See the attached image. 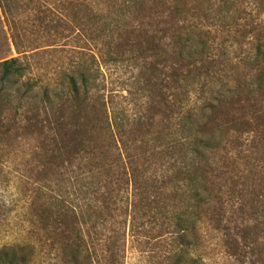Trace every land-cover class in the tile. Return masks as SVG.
Segmentation results:
<instances>
[{
  "label": "rangeland",
  "instance_id": "rangeland-1",
  "mask_svg": "<svg viewBox=\"0 0 264 264\" xmlns=\"http://www.w3.org/2000/svg\"><path fill=\"white\" fill-rule=\"evenodd\" d=\"M7 1L11 4L7 24L0 8V61L17 58L18 65L25 68L21 80L31 79L38 87L47 80L56 81L65 73L79 75L84 72L90 79V91L100 95L109 114L120 113L123 128L117 131L122 133L130 147L133 164L137 162L140 167L138 157L141 158L144 152L153 154L154 158L150 161L156 164L145 170L146 175L150 176L149 184L156 175L162 178L160 173L165 167L179 166L183 161L179 142L182 136L179 117L183 112L190 110L196 115L200 114L204 105L219 95L221 84L226 81L240 86L234 94L239 104L231 105L228 99L223 101V106L211 114V122H229L230 117L240 114V107L245 106L243 113L251 125L246 124L244 131L240 130V144L235 148L221 144L220 149L214 151L212 195L217 196V201L212 200V203L217 213L211 214L208 210L207 216L196 218L186 231L183 248L172 242L170 221L159 214L171 207L170 197L163 190L154 192L152 188L144 190L140 186L134 192L128 184L125 188L121 175H118L114 179V188H106V207L113 202L122 209L130 201L140 204L139 209L131 212L133 220L130 206L129 212L120 210V217H116L117 222L120 221V224L116 223L120 231L123 227L121 221L127 218L125 230L122 228L125 231V251L121 264H174L171 253L174 249L187 250V257L194 258L193 264H264V220L260 216L256 218L250 211L248 217L250 213L252 218L238 213L237 203L242 199L241 195L252 189L258 199L263 193L262 202L257 206L259 210L264 209V139L250 143L258 133H262L256 125L260 122L259 127L264 128L263 115V119L256 118L260 112L252 106L253 103H264V97L252 92L255 64L253 57H250L254 46L252 37L257 38L264 31V0L186 1L190 10L186 25L200 29L213 49L208 75L189 87L185 74L194 66L184 64L181 67L182 64L176 63L169 53L166 34L156 26L148 25L147 21L136 20L122 28L121 25L113 26L116 29L114 41L106 39L86 44L76 43L70 37L65 46L45 47L24 55L17 53L11 42L12 32L18 37L20 45H27L37 44L42 37L57 32L64 33L66 28L51 21V16L41 20L43 13L37 19L22 12V3L29 0ZM95 2L97 9L103 8L101 3ZM153 41L159 42L160 47L146 51V48L153 47ZM196 67H200V64L197 63ZM249 90L252 93H248ZM18 94L20 96L12 99L8 110L2 115L3 124L0 122V132L14 124L8 133L0 135V251L5 248L16 250L18 253L12 264H22V246L27 245L32 249L27 264H70L69 257L55 249L62 245L59 243L62 241L55 233L58 223H54L53 219L57 213L62 214V229L70 223L74 209L81 215L79 220L82 216L86 217L90 202L87 188L79 183L71 185L81 164L72 161L64 178L59 172L62 169L56 164L60 158L46 156L50 149L49 142L46 146L38 135L23 136L22 114L34 104L23 108L22 94ZM33 102L41 103L37 100ZM39 113H43L42 109H39ZM69 136V140L59 141V145L71 146L72 150L74 146L86 143L87 137L84 135L79 137L72 132ZM225 139L233 144L237 141L232 133ZM251 145L256 147L252 148ZM224 148L234 155L230 160H226ZM158 149L166 154L165 158H160ZM249 154V162H245L242 155L248 157ZM107 160L111 161L110 158ZM232 162H236L238 165H234L238 168H232ZM160 163L162 166L156 167ZM155 183H162V180L157 179ZM219 186L221 188L217 189ZM225 191L232 193L233 198L229 200ZM134 193L135 196L132 195ZM179 196L181 200V193ZM251 196L255 197L252 191ZM148 202L153 203L151 210L145 208ZM222 212L224 214L221 215ZM104 214L107 220L100 226L101 231L112 219L107 208ZM193 216H198L197 210ZM42 218L50 219L47 231L40 229ZM99 221L102 223L103 219ZM81 226L85 228V224ZM96 255L98 260L92 263L85 260L83 264H110L108 259L102 258L101 252Z\"/></svg>",
  "mask_w": 264,
  "mask_h": 264
},
{
  "label": "trees",
  "instance_id": "trees-1",
  "mask_svg": "<svg viewBox=\"0 0 264 264\" xmlns=\"http://www.w3.org/2000/svg\"><path fill=\"white\" fill-rule=\"evenodd\" d=\"M95 1L101 3L103 8L97 9ZM95 1L29 0L27 3H22V12L24 11L25 14L40 19L39 14L43 13L44 16L41 17V20L51 16V21L64 26L66 31L64 33L61 31V34L57 32V34L42 37L39 43H27V45L23 43L20 45L17 41L18 37L12 32L10 37L15 50L17 53H23L24 55L27 52L45 47L65 46L68 45L70 37H73L76 43L86 42V44H91V42L93 44L106 39L114 41L116 29L113 26L119 27L121 25L122 28L130 25V22H136V20L147 21L148 25L156 26L158 30H162L163 34H166L169 53L176 59V63L182 64L181 67L184 64L194 66L192 70L188 69L185 74L187 87L194 84L202 76L208 75V69L212 65V44L209 43V39L200 29H192L186 25V21L190 16L187 0ZM10 5L7 0H0V8L6 19V24ZM58 40L63 43H59ZM252 40L254 46L251 49L250 57H253L255 64V73H253L251 79L252 92H257L258 95L264 97V31L257 38L253 39L252 37ZM151 43L153 47L151 49L146 48V51L160 47L159 42L153 41ZM192 59L194 60L191 62ZM197 63L200 64V67H196ZM24 70L23 66L18 65L17 58L0 61V122L3 124L4 117L2 115L8 110V104L11 103L12 99H16L15 97L20 92L23 108L27 107L28 104H34L22 114V120L24 121L23 136L38 135L46 146L49 142L50 149L46 156L53 159L60 158V161L56 162L58 167L62 169V171L59 170L60 176H63L65 172L67 173L72 161L75 163L79 161L81 164L78 167L79 172L77 175L74 174L73 179L70 175V178L72 179L71 185L76 186L79 183L81 187L87 188L86 193L89 195L90 202L86 217L82 216L79 220L81 215L74 209L70 223L67 222L69 224H65V228L62 229V214L57 213V216L53 219L54 223L55 221L58 223L55 233L62 241L59 242L62 245H58L55 249L63 256H68L70 264H83L85 260L92 263L94 260H98L97 252H101L104 256L102 258L108 259L110 264L122 263L121 260L124 258L125 251L124 230L127 218L125 217L121 221L124 230L122 227L120 231V228L116 225V223L120 224V221L117 222L116 217H120V210H125V213L129 212L130 206V217L133 220L131 212L134 213L139 209L140 204L137 205L130 201L125 209H122V206H116L113 202L111 203L113 204L112 207L111 204L106 207V188L108 190L114 188V179L118 175H121V183L125 185V188L128 184L134 192H137V189L143 186L144 190L152 188L154 192L163 190V192L168 193L171 207L164 213L159 212V214L164 215L170 221L172 230L169 234L172 236V242L181 246V248L184 247L183 245L186 242V231L190 229V225L196 218L207 216L208 210L211 214L213 212L217 213L216 206H213L212 203V200L217 201V196L212 195L214 191L212 185L214 182L213 170L215 169L214 166L212 167L215 157L214 151L219 150L221 144L224 146L227 144L229 148H235L240 144L238 140L241 135L240 130L244 131V126L246 124L250 126L251 123H248L249 119H246L247 116L243 113L245 106L241 105L240 114H233L229 122H218L217 124L211 122V114L222 107V102L227 101V99L231 105L239 104L234 96L240 88L239 85L236 86L235 83L226 81L221 84L219 95L206 103L200 114L196 115L190 110L183 112L179 117V128L182 134L179 142L183 161L179 166L174 164L172 167H165L160 173L162 178L156 177V175L152 177L153 179L149 184L150 176L146 175V171L153 164H156L150 161L154 158L153 154L144 152L141 158L138 157L140 167L137 162L133 164L132 159L134 158L130 153V147L124 141L122 133L117 131L119 128L121 130L123 128L120 113L109 114L107 106L101 100L100 95H94L90 91V79L84 72L79 73V75L65 73L58 78L59 80L57 79L58 81L47 80L44 85L38 87V84L31 79L21 80ZM252 92L251 90L248 91V93ZM36 100L41 103L33 102ZM242 104L245 103L242 102ZM252 106L253 109H258L260 112L256 118L263 119L264 103L260 105L253 103ZM39 109H42L43 113L38 114ZM261 111H263V114H261ZM259 123L256 127L258 126V130L262 133H258L250 143H254L259 138L264 139V128L261 129ZM13 125L4 128L0 135L8 133ZM72 132L79 137L81 135L86 136V143L76 145L72 150L71 146L59 145V141L69 140V134ZM230 133L237 139L234 144L225 141ZM251 147L255 148L256 146L251 145ZM227 151L224 148V156L226 160H230L234 155L228 151L229 155ZM158 152L161 151L158 149ZM238 153L242 154L240 151ZM250 155L248 157L242 155L245 162H249ZM165 157L166 154L161 152L160 158ZM107 158H110L111 161L109 162ZM234 164L237 163L232 162L230 166L238 168ZM158 166H162L161 163L156 167ZM157 179H161L162 183L156 184ZM62 181L63 179H61ZM144 183L147 185H144ZM58 186L61 190V185ZM220 188L219 186L217 189ZM229 188L231 187L229 186ZM251 191L255 194V197L251 196ZM180 193L183 196L181 200L180 196L178 197ZM132 195L135 196V193ZM261 195L263 193L260 194V199H258V195L252 189L249 193L241 195L243 196L242 199L237 202L239 205L238 213L248 217L250 211L255 214L256 218L260 216L264 220V209L259 210L257 206L259 202H262ZM226 196L229 200L233 198L232 193L229 194V191L226 192ZM152 205V202H148L145 204V208L151 210ZM105 208H107L112 219L101 231L100 226L107 220L104 219ZM195 210L198 212L197 217L193 216ZM101 218L103 219L102 223L99 221ZM248 218H252L250 213ZM42 220L43 224L40 229L47 231L50 219L42 218ZM81 224H85V228ZM58 228L59 230H57ZM174 250H171L174 264H193L194 258L187 257V250ZM17 253L14 249H2L0 251V264H12ZM29 254H32V249L27 245L22 246V264H27Z\"/></svg>",
  "mask_w": 264,
  "mask_h": 264
}]
</instances>
